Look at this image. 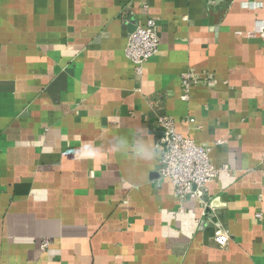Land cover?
I'll return each mask as SVG.
<instances>
[{
	"label": "crops",
	"instance_id": "crops-1",
	"mask_svg": "<svg viewBox=\"0 0 264 264\" xmlns=\"http://www.w3.org/2000/svg\"><path fill=\"white\" fill-rule=\"evenodd\" d=\"M147 17L159 50L137 74L124 47ZM262 25L264 0H0V264H264ZM154 111L224 140L204 197L159 177Z\"/></svg>",
	"mask_w": 264,
	"mask_h": 264
},
{
	"label": "built area",
	"instance_id": "built-area-1",
	"mask_svg": "<svg viewBox=\"0 0 264 264\" xmlns=\"http://www.w3.org/2000/svg\"><path fill=\"white\" fill-rule=\"evenodd\" d=\"M264 31V25L258 28ZM159 36L155 20L147 17L143 24L137 25L127 36L124 47L125 56L133 65L137 74L142 72L143 64L159 50ZM192 72L181 74L180 99L188 101L191 98ZM154 122L160 129V135L154 143L158 155L157 171L161 179H167L172 185L174 195L179 202L204 197L207 184L220 172H228L227 165L215 167L210 160V153L215 146L222 145L224 140H216L212 145H198L194 139L176 130L172 116L154 111ZM194 118H188L190 128L198 129ZM207 206V204H206ZM208 208L214 214L215 206L208 203ZM258 217L260 213L256 214ZM201 220L199 219L198 222ZM230 239L225 228L217 226L213 241L219 246H225ZM48 240H43L41 247L48 246Z\"/></svg>",
	"mask_w": 264,
	"mask_h": 264
}]
</instances>
